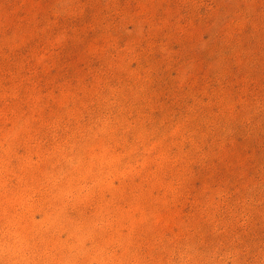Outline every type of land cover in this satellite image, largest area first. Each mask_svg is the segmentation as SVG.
<instances>
[{"label": "rangeland", "instance_id": "1", "mask_svg": "<svg viewBox=\"0 0 264 264\" xmlns=\"http://www.w3.org/2000/svg\"><path fill=\"white\" fill-rule=\"evenodd\" d=\"M0 264H264V0H0Z\"/></svg>", "mask_w": 264, "mask_h": 264}]
</instances>
